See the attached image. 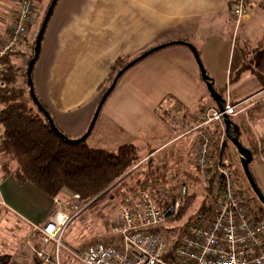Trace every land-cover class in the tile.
<instances>
[{
	"label": "crops",
	"instance_id": "0c3cea01",
	"mask_svg": "<svg viewBox=\"0 0 264 264\" xmlns=\"http://www.w3.org/2000/svg\"><path fill=\"white\" fill-rule=\"evenodd\" d=\"M7 10L0 6V38L9 25L2 16L7 15ZM230 30L233 31L231 40L241 31L240 39L237 42L238 37L235 38L237 47L233 45V50L234 39L230 41L231 48L228 54L225 49L224 56L219 45L226 42L225 35ZM197 39L198 44L194 43ZM173 40L191 43L206 73L213 79V85L222 84L223 80L228 81L232 68L242 65L243 50L264 49V3L248 0L246 17L236 23L230 13V0H58L33 68V88L49 113L61 119L62 126L71 128L74 121L78 122L79 128L74 132L79 136L90 123L98 104L99 84L113 61ZM174 54L181 57L173 56L185 74L175 73L168 77L172 88H182L185 79L196 86L192 80L197 77V66L191 51L184 45L173 46L165 50L164 57ZM228 84L242 85L244 89L241 94H236L234 89L233 96L231 92L226 94L237 106V118L233 122L238 126L239 136L246 144H251L250 148L256 149L255 136L264 133V86L249 69L240 72L237 80ZM240 121L245 122L248 129ZM165 143L156 150L163 151ZM254 154L252 160H258H254L253 166L264 189V155L260 156L257 150ZM65 193L57 196L61 199ZM53 199L30 184L19 186L9 178L0 179V209L4 217L20 225L22 236L30 245L19 250L22 254L18 259L17 249L10 260L0 256V264H4V258L8 260L6 264L36 262L33 246L39 243L33 226L42 224L51 215ZM113 215L112 211L111 218H115ZM70 264L74 263L70 261Z\"/></svg>",
	"mask_w": 264,
	"mask_h": 264
},
{
	"label": "built area",
	"instance_id": "2783aa9c",
	"mask_svg": "<svg viewBox=\"0 0 264 264\" xmlns=\"http://www.w3.org/2000/svg\"><path fill=\"white\" fill-rule=\"evenodd\" d=\"M247 1L230 0V13L237 23L247 14ZM38 15L35 1H15L11 24L0 38V89L6 86L7 57L25 45L24 38ZM222 98V110L205 105L192 123H183V135L194 134L192 166L200 176L208 204L186 215L183 224L174 229L167 224L183 219L178 218L180 210L192 195L185 183L176 191L151 178L135 190L121 186L110 199L117 216L108 224V236L72 248L61 242L62 235L83 207L77 202L78 195H72L69 203L55 196L51 215L33 226L39 241L33 248L36 264H63V258L74 264H264V222L248 213L230 172L223 116H236L237 106L228 93ZM255 138L256 149H248L263 157L264 133ZM213 146L217 149L214 158Z\"/></svg>",
	"mask_w": 264,
	"mask_h": 264
},
{
	"label": "rangeland",
	"instance_id": "374dc122",
	"mask_svg": "<svg viewBox=\"0 0 264 264\" xmlns=\"http://www.w3.org/2000/svg\"><path fill=\"white\" fill-rule=\"evenodd\" d=\"M48 1L49 0H38L39 15L37 21L29 28L26 34L29 42L34 36L36 38L41 26L39 24L40 18L43 11L48 8H46ZM10 2L12 5H10ZM0 4L1 9H8L7 15L2 16L5 23L10 25V15L14 3L12 0L7 2L0 0ZM45 13L43 14L45 15ZM232 19L235 20L234 17H232ZM9 25L7 27H9ZM232 33L233 31L230 30L229 34L225 35L226 42L219 45L221 47V53L224 54V56L225 49L227 54L231 46L233 50L235 38L238 37L237 42H239L241 31L238 32L239 35L236 34L233 36V41L231 40ZM230 41H232V45L230 44ZM194 43L198 44L199 40L197 39ZM158 45L160 44L146 48L138 54H131V56L123 58L128 63L143 52ZM173 46L182 45L175 44L159 49L131 66L121 75L113 90L103 103L95 124L89 136L86 138V143L89 147L104 149L109 152H116L122 145H133L137 149L138 156L141 158H145L152 151V156H154L153 164H156L155 167H158L157 159L161 160L163 157H165V159L168 158L167 166L161 167L160 171H158L155 176L151 177V180L154 183L159 182L161 187L170 191H176L181 183H185L190 193L194 194L195 197L193 205L188 211L187 215H189L201 209L202 205L208 204L210 200L205 196L201 187L200 176L192 166L194 134L189 133L183 135V123H192V121L197 118L203 106L208 104L210 106H215V103L211 99L197 67V77L192 80L196 86L189 84L191 80L188 83L185 79L184 81L186 84L182 83V88H172V83L168 77L175 73L179 76L185 74V70L180 62L176 64V57L181 58L178 54L164 57L165 50ZM235 47H237V44ZM199 49L201 51V46ZM28 50L29 49L25 44L18 49L17 55L13 56V60L20 67V74L18 73L19 86L22 85L21 74L26 65L25 61L27 59ZM245 53L246 56L243 60L245 59V61H247L250 58L248 54L249 51L246 50ZM222 58L223 57H221V59ZM135 73L136 75L134 76ZM110 84L104 82L102 87H109ZM215 84L214 87L216 91L223 95V97L226 92H231V95L233 96V89L236 94L244 92L242 85L232 86V84H228L227 80H223L222 84H220V82H216ZM100 93L101 91L99 92V95ZM99 100L100 99H98V101ZM51 116L54 118L59 129H61L69 139H77L83 135L81 134L78 136L74 132L79 128L78 122L74 121L71 128H66L62 126L61 119L55 116L53 112H51ZM236 118L237 117L234 116L231 119L235 120ZM240 122L245 124V122ZM245 128L248 129L246 124ZM248 138L251 139L249 134ZM239 141L251 149V144H246V141L242 136H239ZM163 143H165V146H163L165 149L163 151H157L156 149ZM227 152L232 161L230 172L235 179L237 191L244 200L245 208L254 219L264 222V207L248 184L241 166L240 154L228 139ZM253 156H256V154H253ZM0 159L2 160L1 157ZM256 159L258 160V158H255L254 160ZM254 160L250 162L249 169L255 184L264 195V189L260 182L261 179L258 178L253 166V162H255ZM116 192H114V189L109 190L99 198L83 206L80 215H78L79 217H74L66 225L61 242L72 248H77L98 238L108 236V224H110L117 216V208L110 204V199ZM64 195L61 196V199L65 201L67 200L69 203L72 195L67 192ZM112 211L115 218H111ZM185 219L186 217L167 225L174 229H178ZM16 223L17 222L13 221L12 218L4 217L3 211L0 209L1 257H12L14 250L17 249L16 258L18 259L22 254L20 251L23 250L24 247L30 246H28L27 238L22 236V228ZM37 245L33 247H38ZM2 261L4 264H6L5 262L8 263V260L5 258Z\"/></svg>",
	"mask_w": 264,
	"mask_h": 264
},
{
	"label": "trees",
	"instance_id": "16d2710c",
	"mask_svg": "<svg viewBox=\"0 0 264 264\" xmlns=\"http://www.w3.org/2000/svg\"><path fill=\"white\" fill-rule=\"evenodd\" d=\"M35 3L38 5V0H35ZM45 12L46 9L43 13ZM43 13L40 25L44 17ZM24 40L29 50L25 61L26 65L21 74L22 85H18L20 67L13 60V56L18 53L16 51L7 57L9 68L4 77L6 86L0 89V129L2 134L0 179L9 178L19 186L30 184L50 198H54L62 192L78 195L77 202L83 207L109 190L114 189L116 192L121 186H129L130 189L135 190L155 176L161 167L167 166L168 160L165 157L161 160L157 159L158 167L153 164L154 156H149L147 160L140 162L142 158L138 156L137 149L133 145H122L116 152H109L89 147L86 140L69 142L66 139L69 137L59 129L49 113L54 125L65 137L58 136L29 96L26 68L28 61L33 56L35 36L30 42L27 37ZM246 50L247 48L242 51L243 58L246 56ZM248 51L250 58L247 61L244 59L242 65L237 69H232L228 82L237 80L240 72L249 69L264 86V49L252 48ZM126 63L127 61L123 57H117L113 61L107 76L99 84V92L101 91L99 99L108 88L102 87L103 83L110 84L115 74ZM32 73L33 69L31 77ZM35 95L46 109L41 99L36 93ZM221 96L223 97V95ZM216 155L217 149L213 146L211 157L214 158ZM194 199V194L187 197L180 210L179 219L188 214ZM64 264H70V259L66 258Z\"/></svg>",
	"mask_w": 264,
	"mask_h": 264
},
{
	"label": "water",
	"instance_id": "95a60500",
	"mask_svg": "<svg viewBox=\"0 0 264 264\" xmlns=\"http://www.w3.org/2000/svg\"><path fill=\"white\" fill-rule=\"evenodd\" d=\"M57 3V0H51L49 3V6L46 10V13L43 17L41 26L39 28V31L36 35L35 38V44H34V49H33V56L32 58L28 61L27 64V68H26V84L28 87V93L29 96L33 102V104L36 106V108L39 110L40 113H42L45 118L47 119L51 129L60 137H65L64 134L62 132H60L58 130V128L54 125V122L49 114V112L44 108V106L38 101V99L36 98L35 92H34V88H33V83H32V77H31V72L34 66V63L36 62V60L38 59L39 53H40V48H41V40H42V36L44 34V31L46 29V26L48 24V21L51 17V14L53 12V9L55 7ZM175 44H180V45H184L186 46L192 53L194 60L196 62V65L198 67L199 73H200V77L202 79V81L204 82L206 89L211 97V99L213 100V102L215 103V105L217 106V108L219 110H222V102H223V98L221 96V94H219L213 85V79L210 78L208 76V74L206 73V70L201 62V59L199 57L198 51L196 50V48L188 42L182 41V40H176V41H171V42H166L163 44H160L156 47H153L145 52H143L142 54H140L139 56H137L136 58H134L133 60L129 61L125 66H123L114 76L111 84L109 85V87L105 90V92L102 94L100 100L98 101V104L95 108V111L93 113V116L90 120V123L88 125L87 130L83 133L82 136H80L77 139H69L66 138L69 142H82L85 141L86 138L89 136L95 121L97 119V116L101 110V107L103 105V103L105 102L106 98L109 96V94L111 93V91L113 90L114 86L116 85V82L118 81V79L121 77V75L127 70L129 69L131 66L135 65L137 62L141 61L142 59H144L145 57H147L148 55H150L151 53L162 49L164 47L170 46V45H175ZM223 122L225 125V135L226 138L232 143V145L236 148L237 152L240 154V162H241V166L244 172V175L248 181L249 186L251 187L252 191L254 192V194L257 196L258 200L260 201V203L263 205L264 207V195L260 192V190L258 189L257 185L255 184V181L253 180V177L251 175L250 169H249V164L253 159V154L252 152L245 147L240 141H239V129L238 126L233 123L231 121V119H229L226 115L223 116Z\"/></svg>",
	"mask_w": 264,
	"mask_h": 264
}]
</instances>
